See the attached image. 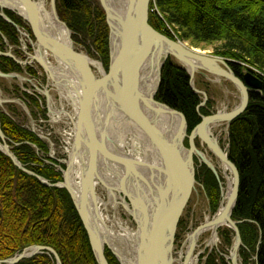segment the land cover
Masks as SVG:
<instances>
[{"label": "water", "instance_id": "95a60500", "mask_svg": "<svg viewBox=\"0 0 264 264\" xmlns=\"http://www.w3.org/2000/svg\"><path fill=\"white\" fill-rule=\"evenodd\" d=\"M10 2H15L22 8L21 16L31 24L36 39L34 47L48 52L54 59L67 65L77 75L82 95L79 99L75 143L64 172L63 182L51 183L19 162L1 129V119L0 149L24 173L36 177L48 187L64 188L70 193L87 230L98 264H109L105 254L106 248L112 251L121 264H124L122 257L113 246L112 239L110 241L108 234L104 233L106 224L96 190L98 184H101L111 195L113 189L105 180L104 169L112 171L113 168L123 173L121 185L117 187L118 192L114 193H118L123 198L129 216L139 231L136 264H174L178 218L187 193L197 184L194 155L202 154L195 145L198 138L209 147L222 165L231 170L234 185L226 208L222 212L220 208L211 221H206L192 233L191 237L195 239L185 264L195 251L198 238L196 235L199 236L205 229L211 227L215 228V233L218 235V229L224 228L225 223L235 234L229 260L231 264H240V250L243 247L238 227L240 222L232 218L239 196L240 174L229 159L228 149L225 150L219 145L212 130L226 124L229 131L230 124L247 110L251 93L261 94L263 80L253 71H248L239 78L233 72L228 59L191 48L185 42L172 39L154 29L149 23L152 0H99L106 14L110 31L111 63L108 73L103 68L104 73L98 75L90 62L92 59L73 43L72 31L65 22L63 24L71 36L69 41L61 40L43 27L39 0H0V7L14 11L5 5ZM51 6L59 17L57 0H51ZM0 16L13 23L4 12H0ZM115 41L123 44L118 51L116 61L113 60ZM0 56H7L17 61L12 52L0 51ZM170 58L189 73L192 89L204 97V102L200 104L199 109L207 102L208 95L196 88L194 80L197 74L220 84H223V80L231 83L240 95L238 106L230 112L202 116V122L189 135L185 115L156 100L162 70ZM32 60L49 73V67L42 58L32 57ZM154 66L157 69V84L154 93L151 94L144 91V87L143 90L141 89V75L144 76V72L148 69L152 70ZM0 78L22 79L23 77L20 74H5L0 70ZM1 93L0 87V114L4 112L3 104L6 103ZM103 99L104 103H111V112L107 113V118L103 122L105 132L101 131L99 135L98 131L99 139L96 145L88 144L85 150L82 148L85 133L83 129H88L89 123H92V127L96 129V126L102 127L99 120L103 119L100 107ZM165 119L171 125L175 119L180 122L174 143V153L169 149L166 140L169 132L167 131V134L160 138L161 123ZM128 122L136 123L140 131L149 139L161 162H150L129 155H121L111 148L114 128L119 123L127 125ZM185 139L190 141L189 149L185 147ZM81 152L84 153L83 157H87V162L84 161L77 172L79 180L76 182L78 184H75L73 171ZM206 164L217 178L223 199L224 183L221 181L220 174L212 163ZM127 183L130 184L127 185ZM42 254L50 255L56 264H62L59 254L53 248L40 245L27 247L9 259L0 260V264H19Z\"/></svg>", "mask_w": 264, "mask_h": 264}, {"label": "trees", "instance_id": "16d2710c", "mask_svg": "<svg viewBox=\"0 0 264 264\" xmlns=\"http://www.w3.org/2000/svg\"><path fill=\"white\" fill-rule=\"evenodd\" d=\"M149 23L160 33L188 42L196 49H213V55L229 60L235 75L254 72L263 80L260 93H251L247 110L229 127L228 156L240 174V189L232 218L240 222L243 263L264 264V0H155ZM58 9L68 27L79 37L92 40V49L109 70V26L106 14L96 0H58ZM7 15L18 25L21 21L11 11ZM0 34L12 44H19L17 29L0 16ZM0 35V49L5 42ZM30 69V68H29ZM0 70L21 73L22 67L8 57H0ZM30 74L36 75L33 69ZM39 107V100L29 97ZM156 100L183 113L188 134L209 116L200 108L201 97L192 89L189 73L173 59L162 70ZM1 129L19 162L28 170L51 183L63 182V174L43 163L39 152L49 149L34 132L19 125L9 115L0 114ZM0 142L2 140L0 139ZM187 146L188 143L185 142ZM66 169V166H62ZM205 181L211 208L217 211L221 194L211 171ZM232 234L224 231L225 244L232 245ZM53 248L62 264H98L87 230L76 210L70 193L64 188H51L36 177L21 171L0 149V260H6L30 246ZM109 264H120L108 248ZM229 264L215 251L206 264ZM226 263H224V261ZM19 264H56L47 254Z\"/></svg>", "mask_w": 264, "mask_h": 264}, {"label": "rangeland", "instance_id": "374dc122", "mask_svg": "<svg viewBox=\"0 0 264 264\" xmlns=\"http://www.w3.org/2000/svg\"><path fill=\"white\" fill-rule=\"evenodd\" d=\"M96 1L100 5L99 0H96ZM100 7H101V5H100ZM6 11H10V10L5 9L3 11L2 9H0V12L1 13L4 12L5 15H7ZM57 11H58V15L61 18V20L63 22H65L62 19V17H63L62 12L58 9V0H57ZM75 36L76 35L72 31V41L76 45V47L80 51L84 52V54L88 55L92 60L98 61L103 65V62H102L101 58L98 56V54L96 53V51L95 50H93V52L89 51L90 48L92 49V40L89 38H84V37H79L80 40H76ZM17 39L19 41V44H12L6 38V41H8V42L5 44L6 46H5L4 51L5 52L6 51L12 52L19 60L27 61L28 59L25 58V56H23L24 54L22 55V53H24L23 49L24 48L26 49V47L29 46L28 52L33 55L34 52L30 47L31 45L29 44V42H25L26 41L25 38H22L21 35L17 34ZM21 39L23 41L25 40L23 42V45L20 42ZM176 39H177V37H176ZM185 44L191 48H194L188 42H185ZM199 50H201L207 54H213L212 48H209L206 50H203V49H199ZM109 53H110V45H109ZM110 57H111V55H110ZM110 63H111V58H110ZM31 66H34V68H33L34 71H36V72H38V74L42 75V77H39V75H38L37 76L38 79L36 81L32 80L33 78L30 77V75H29L30 74L29 72H31L30 69H32ZM31 66L28 65V69L25 66L24 67L25 69L22 68L23 71L21 73H19L26 80H23V81H18V80L3 81V83H2L3 85H1V89H2L1 96H2L3 100L8 101V102L3 104V107H4V110L12 117V119L15 122H17L19 125H21L25 128L32 130V132H35L36 135L43 142H45V144L47 145V147L49 149V151L47 153V154H49V157L54 156L56 159L62 160L63 159L62 150L59 149V143H58L59 136L57 135V132H56V136L53 133L55 131L65 130L66 125L64 124V122H59V127L56 126V128L54 129V128H52L51 124L49 123L50 119L47 118L46 116H44V115H46V108L48 107V104H50V103H47L48 101H46L43 92H46L47 90H48V92H50L49 87H50L52 80L50 79L48 81L47 78L45 79V77H44L45 74L40 69V66L37 65V63H32ZM103 68H104V66H103ZM109 68H110V65H109ZM95 72L98 75L100 74V72L98 73L96 70H95ZM108 72H109V70L106 71V73H108ZM246 72L247 71H245V73ZM29 79H31L33 81L32 85L28 81ZM39 79H41V80H39ZM213 80H215V78H213ZM194 81H195L196 88L202 92H206L208 95V100L206 103H204V106L202 108H204V107L208 108L207 110L209 111L210 115L216 114L219 111L230 112L231 110H233L234 108H236L238 106V104L240 102V95H239V92L235 89V87L231 83L223 80V84H220L216 81L207 80L198 74L195 76ZM39 82H41L42 86L45 88L40 86ZM33 84L35 85V87L33 86ZM14 93H15V95H14ZM27 95H29V97H33V98L38 99L39 100V107H37L35 104H33V102H30ZM200 97L202 100V102H201V104H202L204 102V97L203 96H200ZM13 100L15 102L9 103V101H13ZM19 100H21V103L18 102ZM55 100L56 99H54L53 102H55ZM55 103L56 104L53 107L54 111H51V114L56 113L54 118H56L57 115L62 113L61 111H57V110L65 108L66 111H70L67 108V106L69 105L68 101L62 99L61 102H59V103L55 102ZM50 106H52V105L50 104ZM48 114H49V112H47V115ZM38 117H39V119H42L43 121L47 122V123H42L39 126L43 125V128L45 127L47 130V134H51L50 138H51L53 144L55 145L54 146L55 151L50 152L51 143L49 142L47 137L45 138V136L42 135V133L40 132V131L45 132V128L43 130H35L34 131V125H36V123L38 124V122H39ZM62 120H63V118H62ZM212 131L214 134V138L217 139L219 145L223 149L227 150L228 138H229L228 132L229 131L227 129L226 124H222L219 127L213 128ZM185 142L188 143V145L187 146L185 145V147L189 149V147H190L189 139H185L184 144H185ZM195 145L201 153L207 155V157H209V159H211L212 164L216 167V169L218 170V172L220 174L221 181L223 183H226L224 176L222 175L223 174L222 168H221V166L219 167V162H218L219 159H217V157L213 153L208 151V149L204 143L202 144V142L197 141V142H195ZM32 147L35 149L36 152L38 151V148L36 146L35 147L32 146ZM39 157L45 165L46 164V160H45L46 157H41V156H39ZM195 168H197V173H196L197 184H195L194 188L190 189L189 192L187 193L185 204H184L183 208L181 209V214H180V216L178 218V222H177V234H176V239H175V249H174V257H173V259L175 261L174 264L176 263L177 258H179L181 252H185V253L187 252L188 243H189L188 242V236L191 233H193L198 227L205 224L206 221L208 220V218H212L218 212V210L220 209L221 203H222V192L220 189L221 201H220L219 207H218L216 212H214L212 210L211 204H210V198H209L207 191L205 189V181L208 179L207 169L209 171H211V169L208 167L207 164L202 165V164H200V162L199 163L196 162ZM107 174H108V172H107ZM213 175H214V173H213ZM77 176H78V173H77ZM110 179L114 182V185H116V186L119 185V183H117V179H114L111 176H110ZM219 188H220V186H219ZM96 190H97L98 196L104 202V205L101 204L102 217L104 218L105 223L109 226V229L112 227L111 226L112 220L118 214L121 220H123L125 222H131L133 225V226H131V228L132 229L134 228L136 230L135 223L133 222V220L131 219L130 216L125 214V211L121 206H120V208L123 211H120L118 209V213L112 208V206L110 204L112 199L110 197L109 191L104 186H102L101 184H98ZM115 194H118V193H115ZM226 230L234 232L232 229H229L228 227L220 228L218 230V233H217L218 234L217 235L218 243L213 248H211V247L206 248V242L212 235L211 232H209V231L205 232L200 237L199 241H197L195 251L192 254V256L193 255L197 256L198 253L201 252L200 256L198 257V260H199L198 264H206L207 259L209 258V256L212 254L213 251L220 253L221 256L224 257L225 261L228 262L229 264H231L230 260H228V257H230V253L232 251L235 234L234 235L232 234V241L233 242H232V245L229 247L225 244V239H224V231H226ZM113 231L114 232L120 231V229L116 225H114ZM186 257L184 259V262L186 261ZM221 260L222 259L218 258V260H217L218 264H221V262H220ZM225 261H224V263H226ZM243 261L244 260H243V258H241V253H240L239 263L245 264V262L243 263ZM176 264H178V263H176ZM247 264H253L252 260H248Z\"/></svg>", "mask_w": 264, "mask_h": 264}, {"label": "bare ground", "instance_id": "6f19581e", "mask_svg": "<svg viewBox=\"0 0 264 264\" xmlns=\"http://www.w3.org/2000/svg\"><path fill=\"white\" fill-rule=\"evenodd\" d=\"M39 4H40V9H41L43 27L51 31L52 34H55L61 40L69 41L71 39L70 33L68 29L65 27V25L63 24V21L61 20V18L58 17L57 14H55L54 11L52 10L50 1L49 0H39ZM5 5L10 9L18 11V13H21V14L23 13L22 8L15 2H10ZM122 45H123L122 42L118 43L116 41H115V44H113L114 46L113 60L114 61L118 59V51L119 49L122 48ZM36 52H37L36 54L37 57L42 58L48 65L49 74L51 76L50 79L53 78L52 80L58 86V91L60 92L62 99L68 101L69 106L71 105L72 107L73 111L63 110L61 113V114H64V124L71 128V131L69 132V138H72V143L70 147L71 154H72V150H73V146H74L75 138H76V126H77V124H75L76 123L75 117L78 115L79 99L81 98V95H82V91L79 85L77 75L67 65L54 59L48 52H45L41 49H36ZM90 62L93 68L98 73L99 72L100 74L104 73L103 67L100 62L95 61V60H90ZM253 71L256 72L255 70ZM141 77H142L141 89L143 90V87H144V91H146L147 93L153 94L155 91L156 84H157L156 67L154 66L152 70L151 69L146 70L144 72V76L142 74ZM23 80H26V79L22 78L21 81ZM48 93H49V98L51 99L50 104L52 105L50 106L49 104V111H54L53 107L55 104L52 101V96L50 95V92ZM104 101L105 100L103 99L102 104L100 106L103 119L102 120L100 119L99 121H101L102 127L100 128L96 126L97 127L96 129L92 127V123H89V125L87 126L88 129H83L85 133H84V141L82 144V148L84 149L88 147V144L94 143V145H96V141L99 139V136H97L98 131H99V135L101 134V131L105 132L103 128V122L107 118V113L111 112L110 110L111 103H107V102L104 103ZM52 114L53 116L56 115V113H52ZM55 121L57 122L58 120L55 119ZM172 125L169 124V122L166 119L162 121L161 123L162 128H160V135H161L160 138H163V136L167 134V131L169 132L168 139L166 138V140L168 142L169 149H171V152L174 153L175 151L174 143L177 137L176 134L180 128V122L175 119ZM56 126L59 127V123H56ZM114 131L115 132L111 136V140H112L111 148L115 152L121 155H129L133 158L148 160L150 162H157V163L161 162L159 155L152 148L149 142V139L140 131L139 127L136 125L135 122H132V123L128 122L127 125H125V123H119V125L114 128ZM83 154L84 153L81 152L80 156L77 157V161L75 165L76 168L73 171L74 183L77 180H79L77 176V172L79 171L80 167L83 165V162L84 161L87 162V157L86 156L83 157ZM201 155L205 163H212L209 157L203 154ZM218 162H219V167L221 166L222 168V172H223L222 175L224 176V179L226 182L223 184L224 194H223L222 204L220 207L221 208L220 212H222L223 209L226 208L229 197L232 193L233 185H234V177H233L231 170L227 166L222 165L220 161ZM110 176L114 179H117V183H119L118 186L114 185V182L110 179ZM104 177H105V180L108 181V184L111 185L113 189V192H111V195H110L112 199L110 202L112 208L118 213V209L120 211H123L120 208L121 206L128 213L126 209V205L123 203V198L120 195L114 193V192H118L117 187L121 185V182L123 179V173L118 169L114 170V168L112 171H107L106 169H104ZM75 184H78V183H75ZM128 184L130 183H127V185ZM130 189L132 190V187H130ZM99 200H100V204L104 205V202L101 200V198ZM211 220L212 218H208L207 221L209 222ZM114 225H116L120 229V231L114 232L113 231ZM111 226L112 227L109 229V226L106 224L104 227L105 228L104 233L108 234L110 241L112 239L113 246L116 249V251L119 253V255L122 257L123 263L124 264H136L137 262L135 260V256L137 254V247L139 244V231L137 230V226H136V230L134 228L133 230L131 228V226H133L132 223L121 220L118 214L112 220ZM223 226L227 227L228 225L225 223ZM208 231L211 232L212 235L206 242V248L214 246L215 244L218 243L217 235L215 233L216 231L215 228L213 227L207 228L202 233H200L199 236L196 235V237H198L197 241H199L200 237L205 232H208ZM191 235L192 233L188 236L189 243H188L187 252L186 253L181 252L179 258H177L176 260V263L178 264H185L184 259L188 255L191 244L193 243L195 239V237L193 238L191 237ZM200 254L201 252L198 253L197 256L195 255L191 256L190 259L186 262V264H198V261H199L198 257L200 256Z\"/></svg>", "mask_w": 264, "mask_h": 264}, {"label": "flooded vegetation", "instance_id": "af4514ba", "mask_svg": "<svg viewBox=\"0 0 264 264\" xmlns=\"http://www.w3.org/2000/svg\"><path fill=\"white\" fill-rule=\"evenodd\" d=\"M36 1H38V0H36ZM50 1V3H51V0H49ZM0 9H2L1 7H0ZM3 11L5 10V9H2ZM10 11H12V10H10ZM12 12H14V14H15V16L21 21V24L20 25H18L15 21H13V19H11L8 15V18L13 22V23H10V22H8L6 19V21L8 22V23H10V24H12L16 29H17V32H18V35H21V37L22 38H25V42H29V44L31 45L30 47H31V49L33 50V55L31 54V53H29L28 51H29V46H27L26 47V49L24 48L23 49V52L24 53H22V55L23 56H25V58H27L28 60L27 61H22V60H19L15 55V58H16V62L18 63V64H20V66L23 68V69H25L24 67L26 66V68L28 69V65H32V63H37L36 61H33L32 60V57H37V52H36V50H35V42H36V39H35V37H34V35H33V30H32V27H31V24L29 23V21H27V20H25L24 18H23V16H21V13H18V11H16V10H14V11H12ZM2 17V16H1ZM3 18V17H2ZM4 19V18H3ZM29 31V32H28ZM1 35V34H0ZM2 36V35H1ZM2 38H3V41L5 42V44L8 42V41H6V37L5 36H2ZM22 39H21V43H22V45H23V42H24ZM31 50V51H32ZM0 51L2 52V53H7V51L5 52V51H2L1 49H0ZM0 57H7V56H0ZM8 58H10V57H8ZM12 59V58H11ZM14 60V59H13ZM15 61V60H14ZM19 62H21V63H19ZM22 63H25V64H22ZM37 65L38 66H40V69L44 72V77H45V79L47 78L48 79V81L50 80V75H49V73L39 64V63H37ZM31 68L33 69L34 68V66H31ZM34 70V69H33ZM36 72V71H35ZM4 73V72H3ZM5 74H19V73H5ZM30 75V77H32L33 79L32 80H34V81H36L38 78H37V76L39 75V77H42V75L41 74H38V72H36V75H33V74H29ZM206 79V78H205ZM10 81V80H18V81H21V79H17V78H14V79H5V78H0V87H1V85H3L2 83H3V81ZM31 79H29L28 81L31 83V85H32V83H33V81H32ZM39 80H41V79H39ZM39 85L40 86H42V83L41 82H39ZM33 86L35 87V85L33 84ZM43 87V86H42ZM43 88H45V87H43ZM6 89V88H5ZM49 90H50V95L52 96V101L54 100V99H56L55 100V102H57V103H59V102H61L62 101V96H61V94H60V92L58 91V87H57V85H55V83H52V81H51V84H50V87H49ZM16 91V90H15ZM48 91V90H47ZM14 95H15V93H14ZM199 96H201V95H199ZM44 97H45V99H46V101H48L47 103H50V101H51V99L49 98V94L47 95V94H45L44 93ZM3 99V98H2ZM6 102H8V101H6ZM54 102V104H56ZM9 103H11V101H9ZM71 104V103H70ZM67 108L69 109V110H72V107H71V105H70V107H69V105L67 106ZM208 109V108H207ZM65 111V108H62V109H60V110H57V111ZM73 111V110H72ZM47 112H51V111H49V104H48V107L46 108V113ZM44 116H46V115H44ZM77 120H78V117L76 116L75 117V124H77ZM197 141H200V142H202V140L200 139V138H198V139H196V141L195 142H197ZM202 144H203V142H202ZM205 144V143H204ZM206 147H207V149H208V151H210L211 153H212V151L209 149V147L206 145ZM203 154V153H202ZM203 155H205V154H203ZM205 156H207V155H205ZM196 162L197 163H199L200 162V164H202V165H206V163H205V161L203 160V158H202V155H200V154H195L194 155V164H195V167H196ZM198 167V166H197ZM196 173H197V168H196ZM124 198H126L124 195H122ZM126 200H128V198L126 199ZM124 209V208H123ZM124 211H125V214L126 215H128L129 216V213L127 214V212H126V210L124 209Z\"/></svg>", "mask_w": 264, "mask_h": 264}, {"label": "built area", "instance_id": "2783aa9c", "mask_svg": "<svg viewBox=\"0 0 264 264\" xmlns=\"http://www.w3.org/2000/svg\"><path fill=\"white\" fill-rule=\"evenodd\" d=\"M153 2H155V0ZM156 10H157L156 7L153 8V9H151L152 12H154ZM48 118L50 119L49 120V123L51 124L52 128H54V129L56 128V123L64 122V114H61V115L59 114V115L56 116V118H54L53 114H51V112H50L48 114ZM62 118H63V120H62ZM38 119H39V117H38ZM55 119H57L58 121L56 122ZM42 123H47V122L43 121L42 119H39L38 124L36 123V125H35V130H43L45 127L43 128V125L42 126H39ZM70 131H71V128L68 127V126H66V129L65 130L55 131L53 133L56 136V132H57V135L59 136V138H58L59 139V141H58V143H59V149L62 150V157H63V159L62 160H58L54 156H50L49 157V154H48V158L59 161L60 165H55V164H53V163H51L49 161H46L48 164L55 166L56 171L62 172V173H64V171L61 168V164H65L67 162V159L70 156V152H71L70 147H71V143H72V138H69V132ZM40 132L42 133V135L45 136V138L47 137V139L51 143V145H50V148H51L50 152L51 151H55V148H54L55 145L53 144V142H52V140L50 138L51 137V134H47L46 128H45V132H42V131H40Z\"/></svg>", "mask_w": 264, "mask_h": 264}]
</instances>
